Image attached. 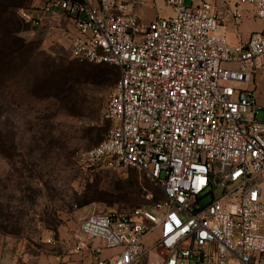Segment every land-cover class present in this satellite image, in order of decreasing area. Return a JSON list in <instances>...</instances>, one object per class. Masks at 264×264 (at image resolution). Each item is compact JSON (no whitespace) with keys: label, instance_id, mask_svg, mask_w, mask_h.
Masks as SVG:
<instances>
[{"label":"built area","instance_id":"built-area-1","mask_svg":"<svg viewBox=\"0 0 264 264\" xmlns=\"http://www.w3.org/2000/svg\"><path fill=\"white\" fill-rule=\"evenodd\" d=\"M157 1L49 0L21 13L42 39L68 18L72 58L119 70L103 113L115 127L80 155L81 170L133 169L163 196L130 214L80 210L68 254L88 264H137L152 252L162 264H264V108L253 87L264 68V0H236L223 14L210 0H164L173 15L143 22L135 8ZM240 6L263 29L232 45L222 29L241 22Z\"/></svg>","mask_w":264,"mask_h":264},{"label":"rangeland","instance_id":"rangeland-1","mask_svg":"<svg viewBox=\"0 0 264 264\" xmlns=\"http://www.w3.org/2000/svg\"><path fill=\"white\" fill-rule=\"evenodd\" d=\"M48 2L0 0V264H69L76 258L68 254L66 229L80 210L130 214L163 199L136 170H81L80 155L115 127L103 113L119 71L74 61L68 18L48 25L49 38L34 37L21 13ZM157 7L160 17L173 15L164 0ZM157 236H147L146 246ZM158 253L137 264H162Z\"/></svg>","mask_w":264,"mask_h":264},{"label":"crops","instance_id":"crops-1","mask_svg":"<svg viewBox=\"0 0 264 264\" xmlns=\"http://www.w3.org/2000/svg\"><path fill=\"white\" fill-rule=\"evenodd\" d=\"M128 4H132L134 0H124ZM217 4L219 8L220 14L225 13V10L228 8H234L235 6L230 3V0H210ZM239 10L242 15V20L238 24L234 23H226L223 25V32L225 33L228 41L230 44L235 45L240 42H246L250 39L252 34L259 32L263 29V24L257 20H255L253 15V9L249 6H240ZM136 14L140 17V19L149 24L153 20H155L157 17H160V14L157 9L154 8H144L141 6H137L135 8ZM162 18V17H160ZM264 62V59H263ZM256 89V100L259 106L264 108V68L262 71L258 72L254 76V86ZM76 228V222L66 229V235H67V242L69 246L70 241V235L69 230ZM69 264H88L87 262L82 263L79 261L78 258H76L73 262Z\"/></svg>","mask_w":264,"mask_h":264},{"label":"trees","instance_id":"trees-1","mask_svg":"<svg viewBox=\"0 0 264 264\" xmlns=\"http://www.w3.org/2000/svg\"><path fill=\"white\" fill-rule=\"evenodd\" d=\"M5 15V14H4ZM4 15H3V17H4ZM22 22H23V24L25 25V26H28L29 27V25L28 24H26L23 20H22ZM30 28V27H29ZM30 30V29H29ZM74 61H76V62H79L78 60H74ZM89 64V63H88ZM92 65V64H91ZM96 66H98V67H101V66H109V65H96ZM112 67H114V66H112ZM116 70H118V68H116V67H114ZM119 71V70H118ZM112 75H114V76H117V73L114 71L113 73H112ZM107 76L108 75H105V76H102L101 78H102V80H106L107 79ZM152 207V206H151Z\"/></svg>","mask_w":264,"mask_h":264},{"label":"snow or ice","instance_id":"snow-or-ice-1","mask_svg":"<svg viewBox=\"0 0 264 264\" xmlns=\"http://www.w3.org/2000/svg\"><path fill=\"white\" fill-rule=\"evenodd\" d=\"M171 219L175 222L176 225L180 224V221L175 216H172ZM167 227L169 228V230H171L172 228L171 225H168Z\"/></svg>","mask_w":264,"mask_h":264}]
</instances>
